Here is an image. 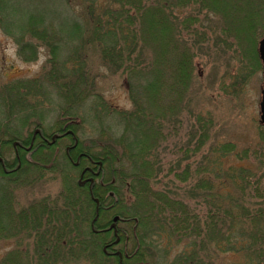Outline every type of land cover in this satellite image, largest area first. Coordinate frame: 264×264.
I'll return each instance as SVG.
<instances>
[{"label": "trees", "instance_id": "16d2710c", "mask_svg": "<svg viewBox=\"0 0 264 264\" xmlns=\"http://www.w3.org/2000/svg\"><path fill=\"white\" fill-rule=\"evenodd\" d=\"M25 1L27 5L0 0V28L16 43L23 61L38 59L40 47L51 57L39 75L0 86L4 115L10 120L19 110L30 109L27 123L43 106L48 86L66 98L60 115L66 122L60 128L71 121L76 131L86 121L85 103L94 95L89 108L94 114L87 120L94 137L88 145L80 142L76 154L85 151L101 160L102 174L92 193L66 181L56 196L48 193L27 203L18 199V187L33 185L49 172L1 174L0 240L13 246L0 264H81L92 260L98 249L104 258L101 242L106 238L88 229L95 212L102 226L115 214L119 222L121 217L127 222V230H118L121 241L126 246L131 239L141 251L127 253L123 264H206L203 252L209 242L240 255V261L230 264H264V171L249 172L245 165L225 168L230 155L250 159V149L239 153L232 142L215 144L214 118L193 104L196 57L214 51L233 57L238 45L236 55L243 62L250 59L261 67L257 44L264 35V17L257 20L251 14L256 0H85L83 20L62 18L48 0ZM57 1L78 6L75 0ZM176 6L188 7L191 14L178 18L171 11ZM64 43H71L70 54L58 60ZM91 46L98 51L100 67L127 76L131 108H113L104 100L100 75L89 66ZM188 107V138L171 146L181 156L166 159L161 151L179 133L181 113ZM7 125L0 123V154L17 139L6 134ZM258 145L263 151L264 130ZM41 148L35 146L22 170L46 169L53 158Z\"/></svg>", "mask_w": 264, "mask_h": 264}, {"label": "rangeland", "instance_id": "374dc122", "mask_svg": "<svg viewBox=\"0 0 264 264\" xmlns=\"http://www.w3.org/2000/svg\"><path fill=\"white\" fill-rule=\"evenodd\" d=\"M49 1L51 0H48V4L52 6V10L61 14L62 18L71 15L72 17H75V19L83 20V16L85 15L83 13V3H85V0H75L78 3V6L73 8L65 6L62 1L56 0L57 2L55 3ZM22 2L23 5H27L28 3V1L25 0H22ZM260 6H262V9L259 8ZM177 7L179 6H176L175 9L171 11L175 13L178 18L184 20L183 17H188L191 14L188 7H183L184 9L181 10L176 9ZM252 10L251 14L254 15L255 18L260 17L257 20L263 19L264 0L254 1L252 4ZM233 18H235V14ZM195 21L197 20L195 19ZM55 28L58 30L60 29V27ZM80 28L83 29V26ZM262 36L263 35H260L258 40ZM155 41L159 40L156 38ZM235 43L236 41L233 45ZM247 44L248 42L244 45ZM70 47L71 43L63 44V47L59 50L58 60L69 56L70 53L67 50ZM235 47L237 48L236 54H240L238 53L239 46L236 45ZM17 48L16 43L11 38L7 37L0 28V86L2 87L16 80L33 78L42 73L44 71L43 69L48 68L49 66L47 60H49L51 55H49L50 53L46 48L40 47L38 59L29 62H25L19 58ZM89 50H93L88 56L89 66H91L95 74L100 75L97 83L99 86L98 88L102 90L104 100L108 101L113 108H131L132 102L128 94L129 83L126 79L127 76L125 74L113 73L112 70L100 67V59L97 49L91 46ZM229 53L224 54L222 51H214L211 55H201L200 57L195 58L194 74L196 75L197 82L194 86V89L196 87V94L193 101L194 108L198 112H208L214 118V134L216 135L214 137L215 140L213 138V142L215 144H219V142H232L235 145V150L239 153L245 148L250 149V159L241 161L236 156L230 155L228 156V159H225L224 161L225 168L230 165H245L250 168L249 172H263L264 165L260 166L259 162L264 160V150L262 151V148L259 150L257 149L261 139V131L264 130V126L259 123L258 114L264 76L263 67L262 65L261 67L260 65L257 66L255 62L252 63L250 59L243 62L241 55L238 56L235 54L232 57V53ZM72 78L74 77H71V79ZM48 91L49 93H47ZM46 94L47 95L44 96L45 101L43 106H39L40 110L38 113L31 115L27 123L25 115L32 114L30 109H26L25 111L19 110L20 112L12 115L9 120V118L4 115L6 106H0V123L5 124L7 122V128L10 129L6 131V134H16L17 136V139L12 140L9 142L8 146L5 145L3 147V151L0 154V161H3L4 159L10 167H16L17 152L21 160L20 164H18L20 165L19 170H22V164L25 161L32 159L31 153L35 146H41L39 143L42 142H38L42 140L39 134L47 136L49 141L48 143L42 140L44 142L42 143V146H44L41 148V151L51 153L50 159L53 158L52 161L46 165V169L41 171L36 168H28L29 170L20 171L49 172V174L33 185L18 187V199L23 203H27L31 198L48 193L52 196H56L58 191L63 189V183L66 181L69 184H73V181H75L74 185L77 184V186L83 187L84 190L92 193L94 189L93 183H98L101 180L99 176L102 174V172H100L102 161L90 157L88 154H85V151L76 154V149L80 142L88 145L90 144V140L94 137V128L91 126L92 124L87 121L91 120L92 118H90V115L94 114L89 110V108L92 107L94 95L90 96L89 100L85 103L88 110L84 108L87 113L85 115L83 114L84 116L82 115V118L86 116V121L82 122L80 128L78 127L79 129L74 131L69 125L71 121H67L66 126L63 128H60L59 126L61 121H64V123L66 122V119H62L60 116L65 108L66 98L60 93V91L48 86H46ZM188 110L189 107L187 108V111L185 110L183 114L181 113L183 121L179 133L177 135L175 134L174 137L168 140L170 145H168L167 142L164 144L166 149L169 148L167 151H161L162 157H165L166 159H175L176 155L177 157L181 156L178 155L179 152H177L176 147L171 149V146H174L175 142H179L181 137L185 139L188 138L189 128L191 127ZM78 120L72 122L77 123L79 122ZM112 121L116 122V117L114 119L112 118ZM94 124L97 125V123ZM105 125L107 126L108 124L105 123ZM61 133H64L63 135H65V137L61 138ZM70 133H73V136H71ZM166 135L167 134H165V137ZM33 136H35L36 140L33 143L34 145L31 148V151H26L19 146L15 148L17 144H20L19 141H24L27 144L31 141ZM15 141L19 143H15ZM68 145H75V151L71 150L70 155H67L65 152V148ZM47 148H49V150H47ZM173 151L177 152V154L172 153ZM254 151H257L255 152L256 154ZM83 154L84 156H82ZM173 154H175V156ZM67 156L69 159H67ZM54 158H56L55 161H53ZM3 169L4 168L0 164V175L10 174V172H4ZM19 170H16V172H19ZM82 171L84 172L82 173ZM91 198L95 199L98 205L99 198L96 195H93V197L91 196ZM98 214L99 212L93 213L89 220L90 224L88 229L93 234L99 235V239L106 238L101 242V250L104 252L106 264H123L127 259V255H129L125 254L130 252L133 253V251L137 250L136 248H133L131 239L129 242H126L125 246L123 244V239L121 241V237L119 236L118 230L121 228L127 230L128 224L122 220L123 218L121 217L120 222L117 220L115 226L110 228L112 222H114L113 217H110L108 221H106V226H102L96 221ZM207 244V248L205 252H203L206 264H230L240 261V255L231 252H223L217 249L214 244H210V242ZM11 246H13L12 242L0 240V257ZM176 248L171 253V257L176 255V252L178 251ZM113 250L121 251V254L124 256L123 261L119 260L117 253L115 257L109 255ZM99 253L98 249L92 260L90 259V261L88 260V262L81 264H94V261L101 263L105 262L104 258L99 256ZM158 261H160V259L157 258V262ZM160 264H164V262L160 261Z\"/></svg>", "mask_w": 264, "mask_h": 264}, {"label": "flooded vegetation", "instance_id": "af4514ba", "mask_svg": "<svg viewBox=\"0 0 264 264\" xmlns=\"http://www.w3.org/2000/svg\"><path fill=\"white\" fill-rule=\"evenodd\" d=\"M62 135L64 134V133H61ZM71 134V136H73V133H70ZM61 135V138L62 137H65V135H63L62 136ZM39 136H40V138L43 140V141H46V142H48L49 143V141H48V138H47V136H45L44 134H39ZM35 136H33V138L31 139V141L29 142V143H25L24 141H20V144H17L16 145V147L15 148H17V146H19V147H22L23 149H25L26 151H31V148L33 147V143L35 142ZM38 141V142H42V143H44L43 141ZM42 143H39L40 145H41V147H43L42 146ZM50 145V144H49ZM15 146V145H14ZM71 150H74L75 151V145H68V146H66V148H65V152H66V154L67 155H70V153H71ZM17 151V150H16ZM69 153V154H68ZM82 156H84V154L82 155ZM86 156V155H85ZM16 157H17V166H20V165H18V164H20V157H19V155L17 154V152H16ZM0 164H1V166L4 168L3 170H4V172H6V173H8V172H16V170H19V167L17 168V166L15 167H10V165L6 162V160H4L3 159V161H0ZM94 166H95V164H94ZM20 171H22V170H19V172ZM84 171H82V173H83ZM116 233V232H115ZM136 253V252H140L139 250H135V251H133V253ZM116 253H117V255H118V257H119V260L120 261H123V255L121 254V251L120 250H113L112 252H110L109 253V255L110 256H116ZM125 255H127V253L125 254ZM127 256H129V255H127ZM127 258V257H126ZM113 259V258H112ZM127 260H128V258H127Z\"/></svg>", "mask_w": 264, "mask_h": 264}, {"label": "water", "instance_id": "95a60500", "mask_svg": "<svg viewBox=\"0 0 264 264\" xmlns=\"http://www.w3.org/2000/svg\"><path fill=\"white\" fill-rule=\"evenodd\" d=\"M258 52H259L260 59L262 61L263 73H264V36L259 40ZM259 118H260V123L264 124V76H263V83L261 87V97L259 101ZM15 143H19V142L15 141ZM118 218L119 216H115L113 218L114 222H112L110 228L115 226V222L118 220Z\"/></svg>", "mask_w": 264, "mask_h": 264}]
</instances>
